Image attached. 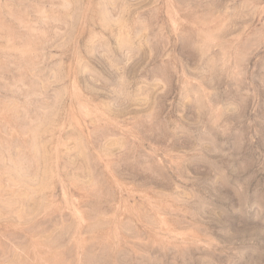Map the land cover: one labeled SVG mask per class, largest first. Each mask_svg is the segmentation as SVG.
Returning a JSON list of instances; mask_svg holds the SVG:
<instances>
[{"label": "rangeland", "instance_id": "obj_1", "mask_svg": "<svg viewBox=\"0 0 264 264\" xmlns=\"http://www.w3.org/2000/svg\"><path fill=\"white\" fill-rule=\"evenodd\" d=\"M0 264H264V0H0Z\"/></svg>", "mask_w": 264, "mask_h": 264}]
</instances>
